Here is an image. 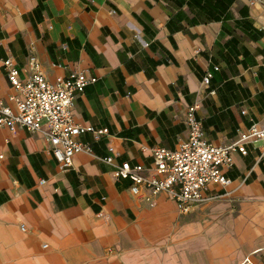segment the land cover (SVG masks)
Here are the masks:
<instances>
[{"label": "crops", "instance_id": "1", "mask_svg": "<svg viewBox=\"0 0 264 264\" xmlns=\"http://www.w3.org/2000/svg\"><path fill=\"white\" fill-rule=\"evenodd\" d=\"M31 54L48 80L96 77L72 115L108 132L82 134L90 149L64 170L44 132L0 126V264H264L261 141L233 152L230 184L207 186L187 213L114 174L175 148L193 103L214 144L264 127V0H0L5 101L3 60L25 79Z\"/></svg>", "mask_w": 264, "mask_h": 264}, {"label": "built area", "instance_id": "2", "mask_svg": "<svg viewBox=\"0 0 264 264\" xmlns=\"http://www.w3.org/2000/svg\"><path fill=\"white\" fill-rule=\"evenodd\" d=\"M2 63L14 93L8 96L11 103L5 101L0 93V126L10 130L21 126L29 132H44L60 168L65 170L71 167L76 153L90 149L80 140L82 134L90 132L95 137L107 134L106 127L95 128L91 124L77 123L72 115L76 95L87 84L94 82L95 76L73 70L66 76L48 80L34 54L29 56L31 69L25 79L20 78L19 70L10 57ZM211 77L212 73L207 71L202 83L207 85ZM196 109L194 103L186 109V138L173 149L163 146L153 148L152 165H131L128 161H122L116 166L115 177L130 180L129 189L133 194L165 192L179 204L182 213H187L202 200L207 186L217 184L226 188L230 184L225 173L233 164V152L246 154L247 143L261 141L264 144V127L256 123L243 131L239 130L237 138L231 142L214 144L205 138ZM108 151L110 154L103 160L111 163L113 147L109 146ZM21 228L24 229V226Z\"/></svg>", "mask_w": 264, "mask_h": 264}]
</instances>
